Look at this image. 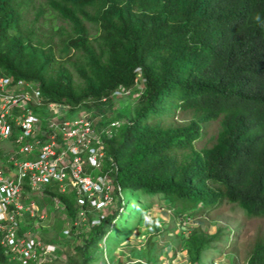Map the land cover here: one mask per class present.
Wrapping results in <instances>:
<instances>
[{"label": "trees", "instance_id": "16d2710c", "mask_svg": "<svg viewBox=\"0 0 264 264\" xmlns=\"http://www.w3.org/2000/svg\"><path fill=\"white\" fill-rule=\"evenodd\" d=\"M33 4L0 0L1 72L36 82L49 102L99 105L96 113L105 119L120 90L144 85L134 118L106 140L123 194L138 196L142 205L147 195L152 207L156 199L168 201L178 216L230 203L250 219H264V0ZM30 7L37 19L49 10L69 25L59 44L66 57L56 55L55 29L47 35L29 21ZM104 125L96 120L97 128ZM46 193L77 215L73 194ZM123 199L116 195L115 209L76 248L83 264L96 261L91 249L117 221ZM218 236L192 237V264ZM247 258L264 264L263 234ZM0 264H12L1 247Z\"/></svg>", "mask_w": 264, "mask_h": 264}, {"label": "built area", "instance_id": "2783aa9c", "mask_svg": "<svg viewBox=\"0 0 264 264\" xmlns=\"http://www.w3.org/2000/svg\"><path fill=\"white\" fill-rule=\"evenodd\" d=\"M43 95L36 82L0 71V247L12 264H44L57 253L35 229L46 220L35 200L46 192L75 196L77 217L64 235L101 225L116 195L123 199L106 143L119 122L97 128L89 113Z\"/></svg>", "mask_w": 264, "mask_h": 264}, {"label": "rangeland", "instance_id": "374dc122", "mask_svg": "<svg viewBox=\"0 0 264 264\" xmlns=\"http://www.w3.org/2000/svg\"><path fill=\"white\" fill-rule=\"evenodd\" d=\"M34 2L33 5L40 6L46 0H34ZM37 12V9L30 7L27 14L29 21L43 28L47 35L55 29L54 42L56 48H60L57 49L56 55L66 57L67 53L59 44L64 37L61 28L67 30L69 25L52 15L49 10L37 19ZM11 32L15 33L13 30ZM94 33L95 29H92V34ZM143 91L144 85L139 82L135 91L128 94L121 91L117 94L114 97V108L109 111L112 114L107 118L113 116L121 126L129 123L140 106L139 101ZM98 107L99 105L83 104L77 111L80 113L84 111L85 114L87 112L95 117L98 116L96 113ZM40 111L41 109H37L35 113L39 115ZM74 113L73 111L71 114ZM210 138L211 135L206 136L203 141L197 143V147L201 148L208 144ZM127 197L131 198L129 201L132 203H126ZM48 198L38 197L35 200L41 203V212L46 215V220L35 227L38 236L46 243L57 247L55 256L45 264H83L84 257L76 248L84 244L85 237H89L92 227L88 224L81 225L73 228L70 235H63V231L70 228L77 215L72 217L66 205L59 199ZM143 200L144 205L141 204L138 196L124 193L123 202L126 205L116 221L118 225L112 224L102 243L91 249L96 259L92 264H133L138 259L150 264L149 258H154L156 264H190L189 258L184 256L191 257L192 237L199 234L200 237L204 235L209 239V234L216 232L217 234L221 232L219 238L215 241L211 239L209 244L203 247L199 264H213L217 260V264L233 262L245 264L255 238L259 234L264 235V219L248 218L244 209L237 204L224 203L212 210H196V214L191 216L186 214L178 216L174 205L168 201L158 202L156 199L152 207L149 204L151 201L149 196L143 195ZM93 218H96V214L88 213V219ZM187 222L191 226L182 228V223ZM222 227L224 230L221 229ZM130 234L131 236L128 237ZM178 257L182 260L177 259Z\"/></svg>", "mask_w": 264, "mask_h": 264}, {"label": "clouds", "instance_id": "9594fccd", "mask_svg": "<svg viewBox=\"0 0 264 264\" xmlns=\"http://www.w3.org/2000/svg\"><path fill=\"white\" fill-rule=\"evenodd\" d=\"M12 76V75H11ZM123 92V93H126V94H128V93H131L132 91H125V90H120L117 94H119L120 92ZM117 94H116V96H117ZM93 117V116H92ZM103 117H105V116H103V115H101V117L99 118V116H98V118H97V116L96 117H93L94 118V120L96 121V120H98L100 123H105V125L104 126H107L108 124H110L111 122H113V121H117V120H114V119H111V118H107V119H105V118H103ZM119 122V121H118ZM121 123L119 122V127H117L116 129H115V135L114 136H116V135H118V132H119V129L121 128V127H123V126H121L120 125ZM109 153H110V151H109ZM123 196H124V194H123ZM49 198H53V199H55V197H52L51 195H50V197ZM48 198V199H49ZM45 199H47V198H45ZM58 199V198H57ZM60 201V200H59ZM158 202H163V201H159L158 200ZM41 204V203H40ZM116 206H117V204H116ZM41 208V207H40ZM209 209H206V211H208ZM77 212V211H76ZM119 218V217H118ZM189 220H190V218H189ZM117 221H118V219H117ZM114 225H118V223H116V221L113 223ZM188 226H191L188 222L187 223H185V224H183L182 223V228H184V229H186V227H188ZM226 228V227H225ZM222 230H224V228L222 227L221 228ZM221 230V231H222ZM221 233V232H220ZM216 233H214V234H209V236H213V235H215ZM64 235V234H63ZM45 242V241H44ZM46 243V242H45ZM48 244H51V243H48ZM51 245H53V244H51ZM55 246V245H54ZM186 254H188V253H186ZM178 256V255H177ZM176 256V257H177ZM185 258H189V261H190V264H192L193 263V261H192V258L191 257H189V255L188 256H184ZM177 259H181V257H178ZM182 260V259H181ZM247 260H248V258H247ZM247 260H246V262H245V264H248V262H247ZM218 261V260H217ZM217 261H215L213 264H217L216 262ZM46 263V262H45ZM44 263V264H45ZM147 264V263H146ZM195 264H199V262L198 263H195ZM232 264H236V262H233Z\"/></svg>", "mask_w": 264, "mask_h": 264}]
</instances>
